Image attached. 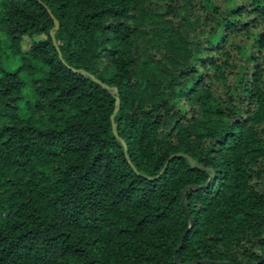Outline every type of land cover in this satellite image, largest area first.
I'll use <instances>...</instances> for the list:
<instances>
[{
    "label": "trees",
    "instance_id": "16d2710c",
    "mask_svg": "<svg viewBox=\"0 0 264 264\" xmlns=\"http://www.w3.org/2000/svg\"><path fill=\"white\" fill-rule=\"evenodd\" d=\"M183 235L178 264H264V0H0V264Z\"/></svg>",
    "mask_w": 264,
    "mask_h": 264
},
{
    "label": "water",
    "instance_id": "95a60500",
    "mask_svg": "<svg viewBox=\"0 0 264 264\" xmlns=\"http://www.w3.org/2000/svg\"><path fill=\"white\" fill-rule=\"evenodd\" d=\"M52 19H53V18H52ZM53 24H54V28H53V30H57V29H58V23H57V21H56L55 19H53ZM50 38H51V40H52V42H53V45L56 46L55 39H54V35H53V31L50 32ZM74 72L81 73L80 71H76V70H74ZM82 74H83V73H82ZM84 75L87 76V77H88L91 81H93L94 83L100 85L102 88H104V89H108L105 85L101 84L98 80L94 79L93 77L88 76L87 74H84ZM118 105H119V103H118V99L116 98V106H117V107H116L115 110L113 111V114H112V116L110 117V121H111V128H112L113 136H114L116 139L119 140L118 135H117V133H116V131H115V125H114V115L116 114V112H117V110H118ZM119 141H120V140H119ZM120 142H121V141H120ZM121 144H122V146L124 147L125 159H128V158H127V155H126V151H125V146H124V144H123L122 142H121ZM182 156L185 157V158H187L188 161L191 163L192 166H195V164H194V163H193L188 157H186L185 155H182ZM209 172L211 173L210 170H209ZM182 203H183V197H182ZM183 205H184V204H183ZM184 208H185V210H186V214H187V216H189V213H188V211H187L185 205H184ZM189 221H190V223H191V219H190V218H189ZM184 235H185V234H184ZM184 235L181 237L180 244H179V246L177 247V249H176V251H175V255H174V264H178V262H177V258H176V253H177V251L180 249V246H181L182 240H183V238H184ZM207 263H209V262L203 261V262H200L199 264H207ZM217 264H226V263H217Z\"/></svg>",
    "mask_w": 264,
    "mask_h": 264
},
{
    "label": "rangeland",
    "instance_id": "374dc122",
    "mask_svg": "<svg viewBox=\"0 0 264 264\" xmlns=\"http://www.w3.org/2000/svg\"><path fill=\"white\" fill-rule=\"evenodd\" d=\"M218 4H221V2H217ZM240 43V41H238ZM29 44V41L27 39H25L24 41V46H27ZM238 60V56L237 55H234V61L237 62ZM238 63V62H237Z\"/></svg>",
    "mask_w": 264,
    "mask_h": 264
}]
</instances>
